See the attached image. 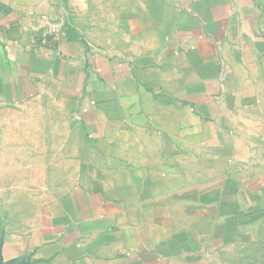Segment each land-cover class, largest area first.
<instances>
[{"label":"crops","instance_id":"obj_1","mask_svg":"<svg viewBox=\"0 0 264 264\" xmlns=\"http://www.w3.org/2000/svg\"><path fill=\"white\" fill-rule=\"evenodd\" d=\"M24 105L57 115L61 185L3 260L259 264L264 0H0V112Z\"/></svg>","mask_w":264,"mask_h":264},{"label":"rangeland","instance_id":"obj_2","mask_svg":"<svg viewBox=\"0 0 264 264\" xmlns=\"http://www.w3.org/2000/svg\"><path fill=\"white\" fill-rule=\"evenodd\" d=\"M51 117L42 105L0 112L1 256L4 245L16 243L39 222L61 185L48 181L49 161L59 153V136L52 133L58 119ZM257 254L259 264H264V222L259 226Z\"/></svg>","mask_w":264,"mask_h":264},{"label":"built area","instance_id":"obj_3","mask_svg":"<svg viewBox=\"0 0 264 264\" xmlns=\"http://www.w3.org/2000/svg\"><path fill=\"white\" fill-rule=\"evenodd\" d=\"M45 28L37 33L36 41L34 44L40 47H53L57 46L65 31L70 27V22L62 15L54 19L44 20ZM30 264L28 260H16V264Z\"/></svg>","mask_w":264,"mask_h":264},{"label":"water","instance_id":"obj_4","mask_svg":"<svg viewBox=\"0 0 264 264\" xmlns=\"http://www.w3.org/2000/svg\"><path fill=\"white\" fill-rule=\"evenodd\" d=\"M15 262H16L15 259L11 260V261H8V262H4L3 261L2 256H1V245H0V264H16ZM22 263H24V261Z\"/></svg>","mask_w":264,"mask_h":264}]
</instances>
